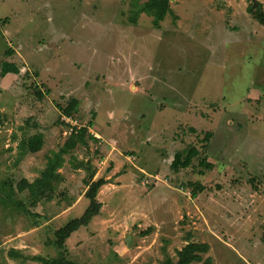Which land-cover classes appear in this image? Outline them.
I'll return each mask as SVG.
<instances>
[{
    "label": "rangeland",
    "instance_id": "374dc122",
    "mask_svg": "<svg viewBox=\"0 0 264 264\" xmlns=\"http://www.w3.org/2000/svg\"><path fill=\"white\" fill-rule=\"evenodd\" d=\"M135 1L0 0V264L56 258L55 232L89 206L94 170L108 179L103 206L67 240L73 260L163 264L195 242L210 249L193 264H264V25L249 11L264 0H171L160 27L128 22ZM5 61L20 74L2 77ZM72 98L75 125L97 140L65 156L54 199L28 214L18 184L69 138ZM191 145L200 156L173 171ZM188 182L205 189L194 197Z\"/></svg>",
    "mask_w": 264,
    "mask_h": 264
},
{
    "label": "trees",
    "instance_id": "16d2710c",
    "mask_svg": "<svg viewBox=\"0 0 264 264\" xmlns=\"http://www.w3.org/2000/svg\"><path fill=\"white\" fill-rule=\"evenodd\" d=\"M171 6V0H146L140 3L136 0L133 3V7L129 10L127 20L130 24L136 25L142 14H146L152 17L153 24L156 27H160L168 16ZM249 11L253 13L254 17L264 25V10L261 5L256 8H249ZM13 51L9 49L8 54H12ZM20 68L13 63L3 62L1 68V75L5 77L8 73L20 74ZM40 98H43L42 91L36 93ZM80 101L77 98H72L66 107H62V113L65 116L73 117L78 111ZM88 133V134H87ZM211 133L207 134L206 140H209ZM84 137L88 140H97L93 134L89 133L87 128H77L69 135L67 141L60 147L58 151H52L47 156L46 167L42 170L41 175L34 181L22 180L19 184V192L25 193V198L18 201L17 206L25 210L28 214H31V208L36 207L43 201H51L55 197L59 184L62 182V175L60 170L65 164V156L70 154L81 141H84ZM44 134L36 133L28 138V146L32 153H36L43 148ZM200 156V151L196 146H188L175 153L171 163V169L175 172L181 169L188 168L192 165L193 160ZM200 164L203 167L211 169L214 164L208 161L207 158H202ZM89 161H81L76 168H91ZM93 167V166H92ZM92 169V168H91ZM95 170L88 176L87 182L89 189L86 192L87 198H89V206L84 211L83 215L75 218H71L58 228L55 232L56 241L54 244L59 249V255L56 258H49L44 256H34V260L39 261L41 264H81L78 261L73 260L70 257V252L67 247V240L71 235L79 230L83 226H88L93 218L100 213L103 203L98 200V192L100 188L108 182L107 179L101 177L97 180H93ZM189 187H192V195L196 197L199 192L205 189V186L199 182H188ZM13 188V187H12ZM15 193L14 189L11 191ZM210 246L207 243H195L189 242L183 248L177 251L178 260L174 261L173 258L167 257L163 264H193L195 262L202 261V253L208 252ZM212 259H207V263H211Z\"/></svg>",
    "mask_w": 264,
    "mask_h": 264
},
{
    "label": "built area",
    "instance_id": "2783aa9c",
    "mask_svg": "<svg viewBox=\"0 0 264 264\" xmlns=\"http://www.w3.org/2000/svg\"><path fill=\"white\" fill-rule=\"evenodd\" d=\"M66 118V120L68 121V122H71V124H73V126H71V131H73L74 130V127H77L75 124H77V123H75L74 122V120H73V118L72 117H65ZM78 128V127H77Z\"/></svg>",
    "mask_w": 264,
    "mask_h": 264
},
{
    "label": "crops",
    "instance_id": "0c3cea01",
    "mask_svg": "<svg viewBox=\"0 0 264 264\" xmlns=\"http://www.w3.org/2000/svg\"><path fill=\"white\" fill-rule=\"evenodd\" d=\"M95 176H96V170H95V174H94L93 180H97V179L101 178V177H99V178L96 179ZM107 180H108V179H107ZM107 183H108V182H107ZM107 183H106V184H107ZM106 184H104L103 186H105ZM103 186H102V187H103ZM102 187H101V188H102ZM101 188H100V189H101ZM98 193H99V192H98ZM97 197H98V196H97ZM98 200H99V199H98ZM99 201H100V200H99ZM77 231H78V230H77ZM75 232H76V231H75ZM75 232H74V233H75Z\"/></svg>",
    "mask_w": 264,
    "mask_h": 264
},
{
    "label": "water",
    "instance_id": "95a60500",
    "mask_svg": "<svg viewBox=\"0 0 264 264\" xmlns=\"http://www.w3.org/2000/svg\"><path fill=\"white\" fill-rule=\"evenodd\" d=\"M255 1V0H254ZM257 3H255V5H256ZM128 243L130 244L131 243V241L128 239Z\"/></svg>",
    "mask_w": 264,
    "mask_h": 264
}]
</instances>
